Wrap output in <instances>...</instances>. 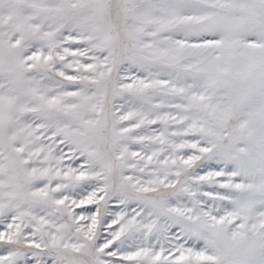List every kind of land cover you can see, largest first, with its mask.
I'll use <instances>...</instances> for the list:
<instances>
[{
  "label": "snow or ice",
  "instance_id": "1",
  "mask_svg": "<svg viewBox=\"0 0 264 264\" xmlns=\"http://www.w3.org/2000/svg\"><path fill=\"white\" fill-rule=\"evenodd\" d=\"M0 264H264V0H0Z\"/></svg>",
  "mask_w": 264,
  "mask_h": 264
}]
</instances>
